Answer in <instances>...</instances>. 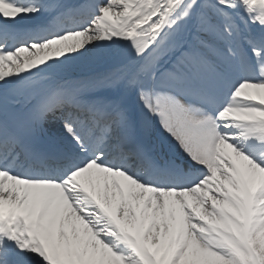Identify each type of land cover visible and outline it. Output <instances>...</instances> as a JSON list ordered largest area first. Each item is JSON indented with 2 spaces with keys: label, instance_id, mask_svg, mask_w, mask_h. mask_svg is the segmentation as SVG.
I'll return each instance as SVG.
<instances>
[{
  "label": "snow or ice",
  "instance_id": "6c2138e0",
  "mask_svg": "<svg viewBox=\"0 0 264 264\" xmlns=\"http://www.w3.org/2000/svg\"><path fill=\"white\" fill-rule=\"evenodd\" d=\"M0 264H264V0H0Z\"/></svg>",
  "mask_w": 264,
  "mask_h": 264
}]
</instances>
